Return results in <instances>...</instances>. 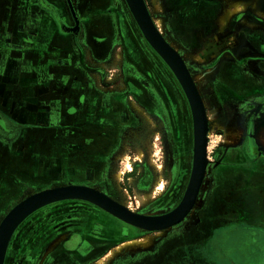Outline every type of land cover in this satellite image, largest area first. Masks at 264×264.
I'll return each instance as SVG.
<instances>
[{"label": "flooded vegetation", "instance_id": "flooded-vegetation-1", "mask_svg": "<svg viewBox=\"0 0 264 264\" xmlns=\"http://www.w3.org/2000/svg\"><path fill=\"white\" fill-rule=\"evenodd\" d=\"M163 2L161 5L168 9V16L165 17L168 34H208V37L200 35L204 39L203 41L202 37L200 38L202 50L194 51L195 47L190 42L191 45L187 44L191 49L184 44L193 52L207 51L210 60L206 65L207 67L211 65L212 69H215L213 76L215 84L212 82L204 84L205 93L208 94V100L202 97L206 119L207 114L211 117L219 114L216 119L222 118V115H228L232 120L240 117L242 119L239 127L240 138L236 146L219 149L213 163L208 165L206 161L200 188L187 216L181 222L182 224L188 215L194 213L198 218L196 223L184 227L179 234L159 239L153 250L152 247L137 250L140 252L137 254L124 253L125 258L130 257L126 255L132 254L131 258L115 264H231L232 252L227 246L232 238L230 236L233 233L240 235L241 249L246 250L248 244L256 243L259 254L264 253L263 232L240 227L226 229L216 235L210 230L211 224L208 225L205 220L207 211L213 209L210 206L214 200L222 195L230 202L232 187L247 183L245 169L248 166L253 167L259 160L264 161V145L257 136V124L261 123L260 119L264 121V19L248 10L243 11L234 16L230 21V27L220 32L217 41L208 46L205 41L217 34L221 26L218 22L220 16L217 14L224 8L222 1L163 0ZM36 3L42 6L45 2L36 0ZM259 4L260 8L264 9V0H260ZM51 6L50 12L55 22L56 34L65 36L64 44L57 41L56 46H64L72 69L66 71L69 79L64 82L65 86H61V78H58L54 87L52 99L55 101L53 104L55 108L52 114L55 118L47 120L48 128L34 137L37 142L40 141L39 138L43 139V135L48 134L47 130L49 135L62 133L66 138L79 134V141L75 140L68 148L80 149L82 153L84 151L87 153V150L94 152V156H91V164L94 166L87 174L88 181L81 184L73 183L70 179L63 178L62 174L59 181L85 186L87 183L99 181L117 145L121 129H130L132 125H136L135 112L140 113L137 109L139 107L146 110L147 115L157 120L159 128L168 133L167 148L173 156L178 172L174 180L181 182L185 172V182L179 192L181 194L179 196L176 194L180 184L178 188L174 181L170 184L167 195L160 200V203L165 204L167 199L175 196L179 205L189 179L192 161L181 152L189 146L193 149V125L188 102L171 70L152 50L140 29L136 30L134 19L126 17L123 8H120V0H111L107 5L103 0H55ZM82 6L88 7L85 15L81 12ZM145 7L152 18L153 14L146 4ZM245 17L248 18L247 23H244ZM167 18L172 19L169 25ZM253 22L257 26L252 27ZM97 29H101V33L97 32ZM232 33L241 41L237 54L231 48L221 47L222 37ZM181 38L185 41L183 37ZM111 69L116 71L115 75H112L115 78L114 83L110 84V88L105 87L103 91V84L108 82L103 78ZM168 77L175 84L179 100L172 93ZM107 80L112 81V78ZM98 82L102 84L101 87ZM119 84L125 86L122 91L123 98L131 99V103L114 94L118 89H122ZM60 91L64 94L62 95ZM182 103L186 106L189 118L186 124H182L181 120ZM0 119L2 120L0 133L5 136L9 133L11 135L7 140L1 137L0 140L7 144L18 140L20 126L1 111ZM208 122L207 120L206 150L211 134ZM63 142L61 144L55 142L54 145L60 146ZM54 158L51 161L53 164L59 161V158L62 159L60 162H63L64 169V158L56 155ZM65 170L74 172L71 166ZM175 189L177 191L173 193ZM41 210L48 211L49 222H43L45 219L42 212L35 215L31 225H27L35 237V252L33 251L32 262L29 260L32 264H46L48 259L50 264H96L104 257L108 246L121 238V233L125 240H129L133 237L142 238L145 231L123 222L120 226L115 220H112L110 226L104 227L100 224L96 229L87 231L85 218L78 217L73 209L67 210L68 212L56 208ZM59 211L62 213L59 214ZM43 246L48 247V251L41 255ZM252 251L255 254V250ZM49 252L50 254L45 257ZM10 257L19 260V251Z\"/></svg>", "mask_w": 264, "mask_h": 264}, {"label": "rangeland", "instance_id": "rangeland-1", "mask_svg": "<svg viewBox=\"0 0 264 264\" xmlns=\"http://www.w3.org/2000/svg\"><path fill=\"white\" fill-rule=\"evenodd\" d=\"M110 1L111 0H103V3L107 5L108 2ZM219 1L223 2L222 5L224 8L227 5L228 6L225 9L221 8V10L218 12L217 16H220L218 22L221 24V26L217 34H215L210 40L205 41V44L208 46L213 45L217 41L219 33L229 28L231 18L239 14L241 11L246 12L248 10V12H251L252 14L255 13L264 18L263 16L264 12H262L261 9L257 6V2H259V0H254V1L247 0L245 1L247 7L245 6V8H239L238 12H236L232 16L228 17L225 21H223V19H225L224 16L226 15L227 10L232 9L233 5L237 2L239 4H242L244 2H241L240 0L239 1L219 0ZM229 1H234V2H229ZM144 2L146 6L150 9V12L153 14V17L150 18L154 22L155 28L160 33L161 22L164 23V28H165V21H166L165 17L168 16V12H167L168 9L164 7V5H161L164 4L163 0H144ZM125 3H126L125 0H120V8L121 9L123 8L127 18L133 20L134 18H132L133 16H131L132 14H130L131 13L130 9L127 3L126 4ZM225 3L227 5L224 6ZM167 19L169 21L168 22L169 25L172 19L171 18H167ZM247 20L248 18L245 17L244 23H247ZM251 25L252 27L257 26L255 22L251 23ZM135 28L137 31H139L136 21H135ZM164 31H166L165 33L168 34L166 28L164 29ZM200 35L208 37L207 36L208 34H200ZM200 35L199 34H168L169 40L167 41V39H165L161 34V36L164 38L165 42L169 45L171 49H173L171 47L172 46L171 42H175L178 43L182 48H184L188 52V54L190 55L192 54L190 58L189 57L183 58L182 55L180 54L181 52L178 53L176 51V54H178L181 60L184 62L187 71L191 77V80L199 93L201 101H203L202 97L204 100L206 99L208 100V94L205 93L204 84H206L207 82H212L215 84L216 80L213 77L215 76L214 74L215 69H212L211 65H209L208 67L206 65L210 60L208 52L207 51L193 52L190 50L191 47L189 45L191 44L195 47L194 51H199L203 49L202 46H200L201 45L200 38L202 37ZM211 35L212 34H210V36ZM181 37H183L185 41H183ZM202 40L204 41L203 37ZM187 43H189V45ZM230 43H232V45ZM184 44L188 46L190 49H188ZM221 44H222L221 47H227V48L232 47L231 49H233V51L236 52L237 54V49L239 48L241 41L235 36L234 33H232V34H226L224 37H222ZM173 51L175 50L173 49ZM115 72H116L115 69H111V72L105 73L103 80L105 79V81H108L106 83L108 85L103 84L104 85L103 91L105 87L110 88L111 87L110 84L112 82L114 83L115 78L112 75L113 74L115 75ZM117 76L118 75L116 74V77ZM173 76L176 79L179 87L182 89L181 85L179 84L174 74ZM109 78H112V81L107 80ZM170 79L171 78L168 77V81H170L169 83L172 86L171 89L172 93L174 94V96H177L179 100L180 97L178 91L175 87L174 82L171 81L172 79L171 80ZM98 85L100 87L102 86V84L99 82ZM119 86L122 89L121 90L118 89V92H115L114 94L120 96L122 100L129 101L131 103L132 102L131 99L123 98L122 91L123 89H125V86L123 84H119ZM102 94H109V93L102 92ZM183 94L186 98L184 91ZM183 103L182 106H180L181 108L180 110L182 112L181 120H182V124L183 123L186 124L189 121V118H188L186 106ZM134 106L138 107L137 104H134ZM188 106L190 108L189 102H188ZM137 109L139 110L140 113L135 112L134 109H132L136 115L135 116L137 122L136 125L134 126L132 125L130 129L128 128L121 129L120 133L118 134L117 145L113 149V154H111L109 157L108 164L107 166H105L104 174L102 175L99 181L95 183H87L86 187L95 189L96 191L102 193L109 199L113 200L117 204L123 206L124 208H126L127 210L133 213L135 212L139 214L141 213V215L149 216V217L160 216L171 212L178 206L177 203L179 201L178 199L176 200L175 196H171L169 199H167L165 204L160 203V200L162 199L163 196L165 197L167 195V193L170 190V184H173L174 181H175L174 184L178 185V188L180 184V188L178 192H176L177 191L176 189L173 190V193L176 192L178 196L181 194V193L179 194V192H181V187H182L181 185H183V183L185 182V172L183 174V177L181 178V182L174 180L178 172H177V167H175L174 165L173 156L170 154V151L167 148L168 133H165L164 129L159 128L157 120L147 115L146 110L141 109L139 107ZM218 117L219 114L212 117L207 114V120L216 121L218 126L215 128H209V133L211 134L206 150V161L208 165L213 163L216 153L219 151V149L224 147L236 146L240 138L239 127L241 126L240 120H242L240 117H238L236 120H232L231 118L228 117V115L226 116L222 115L221 116L222 118H219L221 120L216 119ZM260 120L261 123L257 124V129H258L257 136L260 139L261 143L264 145V121L262 119ZM192 125H193V149H194L193 117H192ZM216 129H220V130H216ZM46 132L48 134L43 135V139H40V142L36 143L33 150L30 147V142H25L23 146L26 151V154L23 157L16 156L15 158L12 159V163H9L7 168V175H6L7 184L9 186L7 191L9 190V192L6 194V197L4 196V198L0 199V222L3 219V217L6 215V213L11 208H13L18 202L23 200L25 197L35 193L36 190L34 189H40V188L46 189L50 187L74 185L70 183L66 184V182L59 181L61 174L63 178H68L71 181H73V183L81 184L84 183L85 181H88L87 174L89 170L94 166L93 164H91L92 162L91 156L92 155L94 156V152L87 150V153H85V151L84 153H82L80 149H74L72 147L68 148V146L72 145L75 140L79 141L80 135L75 134L70 136V138H66L62 133H55L54 135L50 134L51 135L50 137L48 130ZM55 142H59L60 144L61 142H63V145L56 146L54 145ZM12 143L14 144L13 146H16L17 140H14ZM64 148H66V150H64ZM193 149L191 148V146H189L183 149L181 152L186 156H188L190 160L192 159L189 179L187 184L185 183L186 189L182 196V200L188 188L193 170V158H194ZM55 155L57 157L64 158L63 161L65 167L64 169L62 168L60 172L56 171L55 172L56 174L54 173L55 175L53 178L50 177L48 178L43 176L37 177L34 176L30 171H27L24 168L21 169L22 163L26 167L35 157L39 158L41 164L51 165L53 164L51 161L52 159H55L54 158ZM60 160L62 159L59 158V161ZM14 164H17L20 170ZM70 166L74 169V172H72L71 170H65V168H69ZM208 170L207 172H209ZM220 170L222 171L223 168L221 167ZM11 178L13 179L12 185L9 183ZM25 185L30 186L33 189L26 190L25 193L22 194L24 195L23 197L21 195L20 197L13 199L21 193V189L24 188ZM80 186H85V185H80ZM182 190H184V187ZM229 199L232 200L234 206H236L240 202H247L249 200L250 206L254 207L255 211L257 210L256 213L258 217L264 221V189L261 190L259 196H254V195L250 196L248 192L245 193L243 191H240V188L238 189V186L237 187L233 186L232 190H230ZM6 205H7V209L5 210ZM43 208L65 209L66 212H68L67 210L69 209H73L74 211L77 212L78 217L85 218L84 222H86L87 224V231L91 230L92 228L96 229V226L100 224H103L104 227L110 226L112 225V220L118 222L120 226L122 225L121 222H123L118 218L114 217L113 215L109 214L105 210L99 208L98 206H95L94 204L82 200H65L47 205ZM43 208H40L35 212H33L32 214H30L14 230L4 254L3 264H12V263L32 264L31 263L32 257L34 255L33 253L35 252L34 250L36 248L34 245L35 237H33L32 229H30V227H27V225L28 224L31 225L34 222L35 215H38L39 213L42 212H43L42 213L43 218L45 219L43 222L46 223L49 222L48 214H47L48 211L46 210L42 211L41 209ZM236 208L238 209V206ZM3 210H5V212H3ZM236 211L237 210L233 208L229 211V213H234ZM59 212H60L59 214L62 213L61 211ZM188 216L189 217L187 219H190L193 216L195 218L189 224H184V222L182 224L181 223L177 224L176 225L178 227L177 231H171L169 229L167 234L161 236L159 231L145 230L146 232L143 231L142 233L143 234L142 238L133 239V240H137L140 243H144L146 241H149L150 239L153 240L152 242H150V245L148 247H137L132 251H123L117 257H116L117 254H114V256H112V253L115 252L116 248L121 245L118 244L125 240L124 235L121 233V238L119 240H116L115 243L110 244L108 246L104 254V257L99 259V261L96 264H115V262L117 263L119 261L127 260L131 258L132 254L126 255L130 257L125 258L124 257L125 255H123L124 253H134V252L135 254L140 253L137 250H142V249L147 250L149 248H152L159 239H163L171 235L179 234L184 227L196 223V220L198 219L194 213ZM65 230L66 229H64V233L67 232ZM248 245H250V247H248L245 250V252L244 250H242L243 253L237 252L238 251L237 248L233 251L232 253V256L234 257L233 259L239 262L238 264L240 263L246 264L245 263L246 259L248 261H251L255 256H257L254 253H252L253 252L252 250H256L258 248V245L256 243H252ZM154 247L152 248V250L154 249ZM18 251L20 256L19 260L10 257L11 255L13 256V254L17 253ZM46 251H48V247L43 246L41 249V253H42L41 255H44ZM49 254L50 252L47 255H45V257H47ZM263 254H261L258 257L262 258L264 256ZM30 259L31 262L29 261ZM46 264H50L49 259L46 261Z\"/></svg>", "mask_w": 264, "mask_h": 264}, {"label": "crops", "instance_id": "crops-1", "mask_svg": "<svg viewBox=\"0 0 264 264\" xmlns=\"http://www.w3.org/2000/svg\"><path fill=\"white\" fill-rule=\"evenodd\" d=\"M44 2L41 6L36 3V0H0V111L20 126V137L16 146L0 140V199L6 197L9 192L6 177L9 163H12V159L16 156L23 157L26 154L23 146L25 142H30L32 150L36 143L40 142H37L34 135L44 132L48 128L47 120L55 118L52 114L55 101L52 98L57 79L61 78V86L64 87V82L69 79L66 71L72 69L64 46H56L58 42L61 44L65 42V36L56 34L55 22L50 12L51 4L54 5L55 0H44ZM259 3L260 0L257 2L260 8ZM87 9L88 7L82 6V14L85 15ZM261 11L264 12V9ZM254 15L257 14L254 13ZM100 31L101 29H97V32L101 33ZM60 93L64 94L63 91ZM62 163L56 161L51 165H43L39 158L35 157L26 167L22 163L21 169L24 168L37 177L53 178L56 171L62 170ZM14 165L20 170L17 164ZM245 171L247 183L238 186V189L240 188V191L245 193L248 192L250 196H259L261 190L264 189V161L259 160L253 167L248 166ZM9 183L13 184L12 178ZM29 189L33 188L25 185L21 193L13 199L20 197ZM34 190L39 192L45 188ZM210 207H213V212L211 208L207 211L205 222L208 225L211 224L209 228L216 235L226 229L233 230L242 227L243 229H258L263 232L264 237V221L258 217L257 210L255 211V208L250 206L249 200L234 206L232 200L228 202L222 195H219ZM233 208L237 211L229 213ZM230 237L232 238L227 245L230 252L233 253L236 248L239 253H243L242 250L245 252V249H241L240 246V235L233 233ZM133 239L139 238L133 237L118 245ZM254 252L257 256L251 261L246 259L245 263L264 264V256L258 257L263 253L258 254L257 249ZM238 263L232 256L231 264Z\"/></svg>", "mask_w": 264, "mask_h": 264}, {"label": "water", "instance_id": "water-1", "mask_svg": "<svg viewBox=\"0 0 264 264\" xmlns=\"http://www.w3.org/2000/svg\"><path fill=\"white\" fill-rule=\"evenodd\" d=\"M126 2L133 16L135 17L137 26L139 25L138 28L144 33L143 34L141 32L144 38L148 44H151L155 50L159 52L163 59L178 75L191 101L195 127V147L193 149L194 164L191 180L189 182L185 196L180 204L171 212L160 216L144 217L122 209L102 193L86 186L64 185L41 190L25 197L23 200L18 202L6 213V215L1 220L0 264H3L4 254L8 242L17 226L30 214L47 205L65 200H82L98 206L99 208L105 210L109 214L131 226L147 231H154L161 226H165V224H168L174 220H178L184 214L191 198L197 191L201 181L202 169L206 157V129L204 119L205 111L203 104L201 103L194 87L191 85L189 76L182 62L170 51V49L160 37L157 29L151 21L144 1L126 0ZM1 125L2 120L0 119V128L2 127ZM0 137L4 140H7L11 137V135L9 133L5 136L4 134L0 133Z\"/></svg>", "mask_w": 264, "mask_h": 264}, {"label": "bare ground", "instance_id": "bare-ground-1", "mask_svg": "<svg viewBox=\"0 0 264 264\" xmlns=\"http://www.w3.org/2000/svg\"><path fill=\"white\" fill-rule=\"evenodd\" d=\"M254 1V0H253ZM125 2H126V0H125ZM127 3V2H126ZM245 3V2H244ZM244 3H242V4H239L238 2L237 3H235L234 5H233V3H232V5H233V7H232V9H229V10H225L226 11V15L224 16L225 17V19H223V21H225L228 17H230V16H232L233 14H235L236 12H238L239 11V8H245V6H246V3L244 4ZM256 3V2H255ZM128 5V4H127ZM231 5V6H232ZM129 7V6H128ZM247 7V6H246ZM130 9V8H129ZM257 10V9H256ZM130 12H131V10H130ZM258 13V12H257ZM131 14H132V12H131ZM132 16H133V14H132ZM263 16H264V13H263ZM223 17V16H222ZM133 18H134V20H135V17L133 16ZM222 19V18H221ZM246 20V19H245ZM136 21V20H135ZM152 21V20H151ZM229 21V20H228ZM222 22V21H221ZM137 23V22H136ZM223 23V22H222ZM139 26V25H138ZM164 23H162L161 22V30H160V33H159V31H158V33H159V35H160V37L162 38V40L164 41V43L167 45V47L170 49V51L182 62V64H183V66H184V68H185V70H186V72H187V74H188V76H189V81H190V83H191V85L194 87V89H195V91H196V93H197V95H198V97H199V99H200V101H201V98H200V96H199V93H198V91H197V89L195 88V85L193 84V82H192V80H191V77H190V75H189V73H188V71H187V68H186V66H185V64H184V62L181 60V58L179 57V55L178 54H176V51L179 53V52H181L180 54L182 55V57L183 58H190V56L192 55H190V54H188V52L184 49V48H182L178 43H175V42H171V44H172V48L175 50V51H173V49H171L170 47H169V45L165 42V40H164V38L165 39H167V41L169 40L168 39V34L167 33H165L166 31H164ZM141 30V29H140ZM141 32H142V30H141ZM143 33V32H142ZM144 34V33H143ZM161 34L163 35V37L161 36ZM146 35V34H145ZM231 45H232V43H230ZM150 46H151V48L157 53V55L165 62V64L171 69V71L173 72V74L175 75V77L177 78V80H178V82H179V84L181 85V87H182V89H183V91H184V93H185V95H186V98H187V100H188V102H189V105H190V108H191V112H192V117H193V124H194V115H193V109H192V105H191V101H190V99H189V96L187 95V92H186V90H185V87H184V85H183V83L181 82V80L179 79V77H178V75L175 73V71L168 65V63L163 59V57L159 54V52L157 51V50H155V48L151 45V44H149ZM227 46H228V44H227ZM232 48V47H231ZM236 49V48H235ZM202 56V55H201ZM193 58V57H192ZM185 60V59H184ZM195 61V60H194ZM199 62V61H198ZM201 76V75H200ZM203 76V75H202ZM201 103H202V101H201ZM203 104V103H202ZM204 119H205V129H206V133H207V119H206V115L204 114ZM208 125H209V128H215V127H218L217 126V122L216 121H213V120H211V121H209L208 122ZM194 130H195V127H194ZM194 147H195V134H194ZM193 164H194V158H193ZM205 164H206V160H205V162H204V165H203V169H202V176H201V181H200V184H199V186H198V188H197V191H196V193H195V195L191 198V200H190V202H189V204H188V206H187V208H186V210H185V212H184V214L178 219V220H174V221H172V222H170V223H168V224H165V226H161L160 228H158V229H156V230H154V231H159V233H160V235L161 236H163V235H165V234H167V232L169 231V229L171 230V231H177L178 230V227L176 226L177 224H179V223H181L182 221H183V219L187 216V214H188V211L190 210V207L192 206V204H193V202H194V200H195V197H196V195H197V192H198V190H199V188H200V185H201V182H202V180H203V177H204V172H205ZM208 170V169H207ZM193 171V170H192ZM209 171V170H208ZM192 175V174H191ZM190 180H191V178H190ZM109 199V198H108ZM111 200V199H110ZM111 201H113V200H111ZM114 202V201H113ZM115 204H117L116 202H114ZM118 206H120L122 209H124V210H127L126 208H124L123 206H121V205H119V204H117ZM127 211H129V210H127ZM131 212V211H130ZM133 213V212H132ZM135 214V213H134ZM136 215H138V216H143V215H139V214H136ZM144 217H149V216H144ZM194 216L192 217V218H190V219H186V221L184 220V224H189V223H191L193 220H194ZM127 224V223H126ZM174 225V226H173ZM172 226V227H171ZM170 227V228H169ZM168 228V229H167ZM153 240H149V241H146V242H144V243H140V242H138L137 240H132V241H129V242H125V243H123V244H121L120 246H118L117 248H116V250H115V252L114 253H112V256H114V254H117L116 255V257L117 256H119V254H121L123 251H132V250H134L135 248H137V247H148L149 245H150V242H152Z\"/></svg>", "mask_w": 264, "mask_h": 264}]
</instances>
